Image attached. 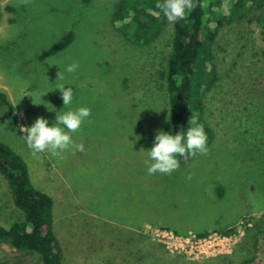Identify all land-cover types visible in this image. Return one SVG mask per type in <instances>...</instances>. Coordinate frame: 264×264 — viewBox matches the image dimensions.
Returning <instances> with one entry per match:
<instances>
[{"label": "rangeland", "instance_id": "374dc122", "mask_svg": "<svg viewBox=\"0 0 264 264\" xmlns=\"http://www.w3.org/2000/svg\"><path fill=\"white\" fill-rule=\"evenodd\" d=\"M121 1L0 0V91L21 129L66 110L56 89L64 83L76 93L73 108L92 109L90 122L73 134L83 152L33 155L4 124L0 141L27 162L35 188L53 198L65 264H128L132 257L116 251V235L125 238L128 230L170 264H242L264 232V56L254 55L264 53L262 28L233 25L217 37L218 79L203 92L199 115L213 133L207 153L180 162L170 175H148L141 149L153 146L170 119L166 72L177 20L165 18L151 45H135L113 24ZM68 32L69 47L42 59ZM72 62L77 72H63ZM24 218L0 174V225ZM217 235L228 237L218 251L190 252L197 239ZM0 264L42 262L0 243Z\"/></svg>", "mask_w": 264, "mask_h": 264}, {"label": "trees", "instance_id": "16d2710c", "mask_svg": "<svg viewBox=\"0 0 264 264\" xmlns=\"http://www.w3.org/2000/svg\"><path fill=\"white\" fill-rule=\"evenodd\" d=\"M90 0H81L83 4ZM163 0H122L113 17L115 29L131 43L139 46L151 45L165 25L163 11L157 7ZM192 7L186 10L183 19L174 25L172 53L168 61L166 81L170 96L171 114L164 131H180L188 127L191 116L205 127L208 145L213 133L199 116L202 111L203 92L209 91L218 79L215 46L219 33L233 25L262 28L264 39V0H191ZM73 33L43 54L42 59L54 56L69 47ZM247 46H243L246 49ZM254 53V52H253ZM241 54L240 56H242ZM255 56L264 53L255 52ZM244 56V55H243ZM0 124L18 135L24 136L16 109L4 91H0ZM191 156L179 157L180 162ZM0 174L10 188L14 205L24 212L22 222L9 227L0 225V243L35 253L42 264H65L64 250L56 233L53 214V198L36 189L23 157L9 145L0 141ZM123 238L117 234L118 249L129 254L128 264H170L169 256H158L150 249L151 244H140L138 234L128 230ZM119 237V238H118ZM254 257L242 264H264V232L254 240ZM228 256L220 257L226 260ZM168 258V259H167ZM167 259V260H166ZM229 259V258H228ZM196 263V262H191Z\"/></svg>", "mask_w": 264, "mask_h": 264}, {"label": "clouds", "instance_id": "9594fccd", "mask_svg": "<svg viewBox=\"0 0 264 264\" xmlns=\"http://www.w3.org/2000/svg\"><path fill=\"white\" fill-rule=\"evenodd\" d=\"M157 7L163 11L169 21L175 22L178 18H184L186 10L192 7V2L191 0H163ZM78 68L79 63L72 62L65 66L63 72L76 73ZM63 72L60 69L59 80L65 79ZM71 86L64 83L56 88L61 93L63 109L66 110L53 111L56 115L52 121L41 116L30 127L23 128L26 129L23 139L33 155L48 153L54 158H62L65 152L75 153L85 150V145L76 143L73 134L82 132L85 123L90 122L92 109L88 106L72 107L76 93ZM30 96L35 99L34 95L30 94ZM141 150L147 153L144 164L148 175L157 173L170 175L179 169V157H195L207 153L208 135L204 125L191 116L186 129L181 128L178 132L158 130L153 146L150 149ZM189 179H191L190 176Z\"/></svg>", "mask_w": 264, "mask_h": 264}, {"label": "built area", "instance_id": "2783aa9c", "mask_svg": "<svg viewBox=\"0 0 264 264\" xmlns=\"http://www.w3.org/2000/svg\"><path fill=\"white\" fill-rule=\"evenodd\" d=\"M183 238H178L172 235L170 240L172 241H178L182 242ZM215 240L216 242H213ZM228 242V237L222 236V235H217L214 238L212 236L208 237L207 239H197L195 241L196 246H191L190 247V252L194 254L195 252H199V249L207 247V253L209 251H218L224 246V243ZM212 243V244H211ZM174 247H176V244H174ZM194 249H196L194 251Z\"/></svg>", "mask_w": 264, "mask_h": 264}]
</instances>
